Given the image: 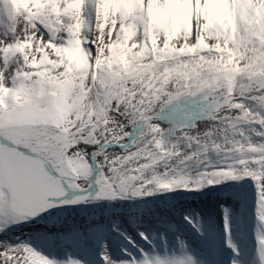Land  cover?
<instances>
[{"label": "snow or ice", "instance_id": "6c2138e0", "mask_svg": "<svg viewBox=\"0 0 264 264\" xmlns=\"http://www.w3.org/2000/svg\"><path fill=\"white\" fill-rule=\"evenodd\" d=\"M244 178L264 264V0H0V232L62 206ZM59 239L61 259L0 241V264H91L79 232ZM176 240L179 255H101L197 264Z\"/></svg>", "mask_w": 264, "mask_h": 264}, {"label": "bare ground", "instance_id": "6f19581e", "mask_svg": "<svg viewBox=\"0 0 264 264\" xmlns=\"http://www.w3.org/2000/svg\"><path fill=\"white\" fill-rule=\"evenodd\" d=\"M208 123V121H200L198 127L202 129L206 127ZM242 181H244L247 186L246 194L248 207L252 209L251 215L253 216L255 228H257L258 221L255 214L256 186L251 178H244ZM231 182L233 183L235 181H230L228 183ZM213 191H209V194L206 193V196L201 195L194 198L188 197V195L186 196V194H189L187 191H174L182 194L187 192L177 198L178 200L176 202L161 200L164 196L171 193L167 192L132 200H99L92 203L90 202L91 204H89V206H86V203L85 205H83L84 203L67 205L54 208L50 210L49 214H42L41 216L22 222L19 226L13 227V229L22 233L21 238L29 242L33 241L53 253H61L63 250L65 252L67 251L66 246L62 244L59 237L65 236V234H69L73 231L79 232L81 234V247L77 249V251L80 254L85 252V256L91 255L93 259L95 258L93 254H95V256L101 258L103 261L101 253L104 251V246L108 244V241L111 244H113L112 241L120 242L122 239L120 238L122 232H125L126 234L130 233L131 237L137 240V237L139 239L141 238V235L140 231H136L135 233V228L140 227L143 229L142 232L146 233L151 240H154L153 245L165 248V246L174 247V243H177V240L174 241L172 236H169V233H174L173 235L176 237L179 236L184 241H187L191 235L189 233L191 229L197 227L207 237L210 235L216 239L214 242L215 246L213 244L214 247L212 252L215 251L217 256L212 260V263L231 264V261L236 257V253L227 242L224 217L217 214V209L215 210L214 206H212L213 202L211 201L223 197L224 195L222 192L215 193V191ZM225 197L224 199H226ZM200 206H202L201 209ZM239 210H242L241 207H239ZM194 211H196V213ZM178 212L183 213V217H191V222L186 220L187 224H184V222L183 224L178 223V220L176 219L178 217ZM199 213L202 215L199 216ZM211 217L212 219L210 221L209 219ZM230 220L231 219L229 218L230 228L233 231ZM214 223H219L221 225L215 228L213 226ZM193 224H195L196 227H194ZM247 225H250V223L247 222L245 226L247 227ZM11 231V227L7 229L8 234L9 232L11 233ZM186 234L189 235V237ZM45 235L56 238L55 244H42L41 238ZM234 235L237 236L238 233ZM124 236L126 235L124 234ZM248 236V232H244V230L241 232L240 237L247 241L246 249H249L250 247L249 241L247 240ZM190 245L197 250L204 247V244L197 241H191ZM190 245L188 248L191 247ZM112 246L113 245H111V247ZM177 248H179L177 250L179 255L181 254L182 249L180 246H177ZM209 248H212L211 245ZM255 249L258 254L257 240ZM113 250L116 252V249ZM91 251L96 253H92ZM108 253L115 258V255L113 256L111 251H108ZM119 253L120 252H117V254ZM208 262L210 261L208 260Z\"/></svg>", "mask_w": 264, "mask_h": 264}, {"label": "water", "instance_id": "95a60500", "mask_svg": "<svg viewBox=\"0 0 264 264\" xmlns=\"http://www.w3.org/2000/svg\"><path fill=\"white\" fill-rule=\"evenodd\" d=\"M230 186H210L208 189L202 190L200 192H189V194H186V196L188 195V197H199L201 195L206 196L205 194L208 193L209 191H215L216 192H222L224 196L227 197L228 201L230 202L231 206L233 209H235L236 211L238 210V212H241V210H239V207H241V209L243 210V214L244 215V222L247 220V208H242V206L246 207L248 199H247V189H246V184L244 181H235V182H231L229 183ZM209 190V191H208ZM208 191V192H207ZM213 191V192H214ZM187 192H184V194ZM212 193V192H211ZM180 192H171L168 195L164 196L161 200L162 201H177L179 197H181L182 195H184ZM209 194V193H208Z\"/></svg>", "mask_w": 264, "mask_h": 264}, {"label": "rangeland", "instance_id": "374dc122", "mask_svg": "<svg viewBox=\"0 0 264 264\" xmlns=\"http://www.w3.org/2000/svg\"><path fill=\"white\" fill-rule=\"evenodd\" d=\"M212 202V206H214V208H215V210L217 209V214L219 215V216H224V214H223V212L221 211L222 210V208H221V204H223V201H225L224 200V198L223 197H219V198H217V199H215V200H211ZM92 203V202H91ZM90 202H88V203H86L87 205L86 206H89V204H91ZM83 204V203H82ZM83 205H85V203L83 204ZM224 205V204H223ZM225 206V205H224ZM225 207H227V206H225ZM228 208V207H227ZM230 211V210H229ZM229 218H231V226L233 227V231H232V229L230 228V233H231V240L234 242V238H233V235H234V233L233 232H235V233H237V231H236V229L234 228V227H236V225H235V222H233L232 223V221H234V219H232V216L229 214ZM22 223V222H21ZM19 224L20 223H16V224H12L10 227H11V230L13 231H11V233L9 232V234H8V232L7 231H5V232H0V241H3V242H5V243H8V242H10V243H17L18 241H23V242H27V243H31V245L33 246V247H35V248H37V250H39V251H41L42 252V254H44V255H46V256H48L47 254H45L44 252H43V247H41V246H39V245H37L35 242H33V241H31V242H29V241H27V240H25V239H23V238H21V232H18V231H15V229H13V227H15V226H19ZM219 225H221V224H219V223H214V227L215 228H217V226H219ZM9 227V228H10ZM140 227L138 228H135V233H136V231H140V233L142 232V230L140 229ZM227 232V231H226ZM124 234L126 235V236H124ZM137 234H138V232H137ZM122 239H123V241H127V242H130L131 244H136V245H139L140 246V239L139 240H135L133 237H131V235H130V233H128V234H126L125 232L123 233L122 232ZM138 236V235H137ZM140 237V236H139ZM141 238H143L142 236H141ZM137 239H138V237H137ZM227 240H228V232H227ZM228 242V241H227ZM171 255H176V254H174V253H171ZM49 257V256H48ZM50 258V257H49ZM100 263V262H99ZM102 264V263H101Z\"/></svg>", "mask_w": 264, "mask_h": 264}]
</instances>
